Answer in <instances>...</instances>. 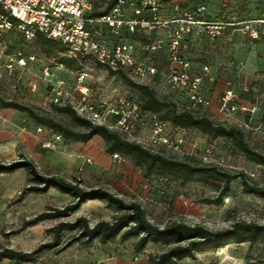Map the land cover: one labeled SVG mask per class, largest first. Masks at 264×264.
<instances>
[{"label":"rangeland","instance_id":"1","mask_svg":"<svg viewBox=\"0 0 264 264\" xmlns=\"http://www.w3.org/2000/svg\"><path fill=\"white\" fill-rule=\"evenodd\" d=\"M200 2L206 4L210 17H217L222 13L236 17L234 19L264 15V0H189V2L182 3L186 5L183 7H192ZM106 37L113 39L110 34ZM212 40L208 36L203 38L202 45L205 52L211 49ZM2 42L5 48L2 53L0 52V57L8 59L9 55H18V53L26 58L34 55L35 59L30 62L35 64L33 68L28 66L27 69H21L13 77L9 72V74H2L0 99L30 105L40 113H48L54 119L79 129L80 127L76 126L69 117L54 109V105L67 104H55L51 101V87L42 77L41 68L43 65L55 68L57 71L55 73L64 80V87L73 94V98L78 95L77 75L83 72L85 76L80 85L88 87L90 100L98 109H102L105 122L101 125L118 132L128 140L137 142L147 140L146 125L134 123L130 135L121 133L116 127L115 120L118 114L112 111H118L122 105L125 113L132 112V103L137 104L140 110L138 90L127 83L116 71L110 72L89 56H85L84 61L81 62V69L75 71L59 62L58 59L62 54L57 52L55 47L51 48L48 44L40 43L36 37L26 38L16 29L5 30ZM228 51L226 47H223V50L219 52L220 63L216 65V73L220 81L229 80L240 99L256 106L254 113H257L254 117H252L254 113L243 112H239L235 117L220 114L217 116L211 109L186 103L178 91L168 90L170 86L165 84L161 78L156 81L151 80L150 85L161 96L173 97L180 104H188L196 111L205 112L226 126L241 128L248 145L264 153V69H257L251 78H243L240 74L242 64L235 59L233 54L235 50H231L230 53ZM208 55L210 54L207 53L210 60L211 57ZM215 58L214 55L213 61ZM212 65V61L208 63L210 72ZM32 82L38 84L35 91L29 90ZM213 82L215 80L208 81L205 86ZM121 101L124 103L121 104ZM29 121L30 126L37 127L36 132H43V138H40L38 144L40 147L43 145V149L69 157V160L58 159V163L49 168L50 161L44 157L45 153H42L38 163L31 159L39 171L59 173L71 181H78L85 189L102 187L122 198L126 203L138 202L145 210L147 218L159 226L172 221H183L187 224H201L209 229L217 230L227 228L237 220L264 223V197L243 192L239 177L230 182L228 191L218 203L207 202L205 199L217 197L216 187L195 179L182 182L181 179L167 174L152 173L144 176L143 169L135 165L129 157L123 155V160L118 161L113 158L112 154L107 153L105 142L99 135L93 136L86 142L76 141L66 139L48 127L37 125L31 119ZM245 122L248 123L247 126L244 125ZM38 127L41 129L39 130ZM167 131L174 137L182 136L184 143L177 152L170 149H158L164 155L194 164H214L230 173L243 171L250 182L264 185V165L249 161L229 139L211 137L196 129H181L170 124ZM47 142H50L49 146L46 145ZM205 146L210 147V153L207 156L209 160L203 157ZM86 158H90L91 162L85 161ZM0 161L7 162L3 159ZM27 183L26 177L22 184L16 186L11 174L0 175V248L31 250L37 244L53 238L48 228L58 221H72L84 215L92 225L98 220L110 221L119 213L114 205L104 200H89L82 203L69 216L60 219H46L21 229L19 232H14L19 229L24 219L47 208H59L74 201V198L55 188H50L44 193L30 192L25 194L20 201H14ZM75 234L76 232H64L61 245ZM136 240V237L123 240L120 236L106 243H102L99 239H94L89 243L79 240L60 251L45 250L35 262L22 264H152V258L167 248V245L162 243H148L142 250L136 251ZM0 264H11V262L3 259ZM177 264H264V240L259 239L251 245L249 242H231L219 248L199 252L194 259H185Z\"/></svg>","mask_w":264,"mask_h":264},{"label":"trees","instance_id":"2","mask_svg":"<svg viewBox=\"0 0 264 264\" xmlns=\"http://www.w3.org/2000/svg\"><path fill=\"white\" fill-rule=\"evenodd\" d=\"M115 1L96 0L97 7L91 15L106 13ZM164 1L167 0H160L162 5ZM124 34L140 43L150 42L162 35L159 30L146 33L142 29H135L133 33ZM34 37L42 44H48L51 48L55 47L57 52L62 54L58 59L59 62L75 71L81 69V62L84 61L85 56L93 58L90 54L81 51L69 54L68 47L59 39L49 38L40 33ZM186 42L187 45L190 43L189 37L186 38ZM95 62L99 64L96 60ZM110 72L114 71L110 70ZM116 72L138 90L140 111L154 113L159 119L173 127L192 128L211 137L229 139L233 146L242 152L249 161L264 165V153L248 145L241 128L226 126L207 113L191 108V106H188V104H191L185 99L188 104L182 105L173 97L159 95L151 85L133 82L122 71ZM206 82L208 81L206 80ZM0 106L25 112L37 125L48 127L66 139L86 142L93 136L99 135L105 142L107 153H120L129 157L135 165L143 169L144 176H149L152 173L167 174L181 179L182 182L195 179L206 185L216 187L218 189L217 197L205 199L207 202L218 203L228 191L230 182L237 177L240 178L243 192L264 197V185L250 182L243 171L230 173L214 164H194L183 159L164 155L159 150L154 151L143 147L139 142L128 140L105 125L95 124L81 117L70 105H54V109L69 117L76 126L80 127L79 129L72 128L62 121L54 119L48 113H40L32 106L14 100L0 99ZM18 168L26 170L28 183L22 187L14 201H20L27 193H44L50 188H55L61 193L71 196L74 201L59 208H47V210L24 219L19 229L14 232H19L21 229L46 219H60L69 216L82 203L89 200H104L108 204L114 205L119 213L110 221L98 220L92 225L84 215L78 216L72 221H58L48 228V231L53 235L50 241L41 242L31 250L1 247L0 261L8 259L11 264L32 263L45 250L56 249V251H60L79 240H82L83 243H89L94 239H99L102 243H106L116 236H120L123 240L136 237V251L142 250L148 243L165 244L167 248L152 258V264H177V262L185 259H194L199 252L219 248L231 242H249L251 245L259 239L264 240V223L253 221L237 220L229 227L217 230L209 229L201 224H187L183 221H172L159 226L147 218L140 203L135 201L126 203L122 198L102 187L85 189L80 186L78 181H71L61 174L42 173L32 160L24 156L10 162L0 161V174L12 172ZM64 232H76V234L61 245Z\"/></svg>","mask_w":264,"mask_h":264},{"label":"built area","instance_id":"3","mask_svg":"<svg viewBox=\"0 0 264 264\" xmlns=\"http://www.w3.org/2000/svg\"><path fill=\"white\" fill-rule=\"evenodd\" d=\"M96 7V0H0V52L5 48L2 42L5 30L16 29L26 38L40 33L62 41L69 54L77 51L90 54L101 66L111 71H123L136 83L150 85L152 77L161 74L164 83L178 91L191 105L206 109L214 107L218 114L226 117H232L237 112L252 114L256 110L255 105L240 102L233 87H227L217 103L204 94L202 88L205 81H213L214 77L209 73L207 63L197 71L192 70L185 55L188 47L186 38L203 33L213 39L221 35L226 27H235L249 38L258 39L264 36V15L228 19L222 14L220 19L210 18L203 2L192 7L172 2L168 10L160 0H116L106 13L91 15ZM135 29L146 33L162 30V35L141 43L138 50L136 42L124 34L133 33ZM107 33L113 39L106 37ZM159 50L165 52L168 63L161 73L152 62V54ZM34 59V55L27 58L20 53L9 55L5 67L12 73L15 65L23 67L27 60ZM41 71L51 87L53 103L70 105L77 114L95 124L105 122L102 109L90 100L88 87L80 85L85 73L77 75L78 95L73 98V94L65 89L64 80L52 67L43 65ZM36 87L35 82L30 84L31 90ZM131 106L132 112L125 113L122 105L118 111H112L118 114L115 123L121 133L130 135L134 123H140L148 128L147 140L138 141L143 147L154 151L161 148L180 150L184 139L167 131L169 123L154 113L140 111L137 104L132 103ZM46 145L49 146L50 142ZM209 153L210 147L205 146V160H209ZM112 156L118 161L123 160L120 153H113ZM85 161L91 162V159L86 158Z\"/></svg>","mask_w":264,"mask_h":264},{"label":"crops","instance_id":"4","mask_svg":"<svg viewBox=\"0 0 264 264\" xmlns=\"http://www.w3.org/2000/svg\"><path fill=\"white\" fill-rule=\"evenodd\" d=\"M172 2H179L182 6H186L185 3L182 2H189V0H167L163 3L164 8L168 9V6L172 4ZM222 14L228 19L233 18L230 14ZM221 15H217V17H210L209 14L208 16L210 18L220 19ZM159 33H162V30H159ZM206 37L207 36L203 33L190 35V43L188 44L185 55L190 61L192 70L195 71L199 70L203 64H210L211 61L213 62L212 67H210L211 72L209 71V73L213 75L215 82L207 85V87H203L202 91L206 96L211 98L214 103H217L223 91L232 85L229 80L220 81L218 74L216 73V65L217 63H220L219 52L223 50V47H226L229 50V53L235 50V53H233L234 57L242 64V70L240 72L241 76H243V78H251L252 74L257 69H264V36H261L258 39H251L247 35L243 34L238 28L226 27L221 35L213 38L210 45L211 49H207L208 51L205 52L202 41L203 38ZM135 42L139 50L141 43L137 41ZM207 53L210 54L208 55L211 57L210 60L207 57ZM214 55L216 58L213 61ZM6 62V58L0 57V77L2 74L8 73L5 67ZM152 62L160 70V73L168 66L166 54L162 50L156 51L152 54ZM34 64V62L27 61V64L24 67L15 65V68L10 75L13 77L21 69H27L28 66L33 68ZM52 70L57 72L55 68H52ZM159 78L163 79L161 74L152 77V81H156ZM29 90H31L30 87ZM168 90L175 89L170 87ZM239 101L250 104L240 99V97ZM211 110H213L217 116L219 115L215 111L214 107H212ZM238 113L239 112L232 117L237 116ZM256 113H254L252 117L256 116ZM29 120L30 117L25 112L10 107H0V159L10 162L17 160L19 159V156L24 155L26 158L29 157L30 160L32 159L35 163H38L42 153H45L44 157L50 161L49 168L52 167V165H56L58 163V159L69 160V157H63L58 153H53L52 151L43 149V145L40 147L38 144L40 142V138H43V132H36L35 129H37V127L30 126L31 124ZM38 129L40 130L41 128L38 127ZM47 170L48 169H46V171ZM2 174H11L16 186L22 184L27 177V172L24 168H18L12 172H4L0 175Z\"/></svg>","mask_w":264,"mask_h":264}]
</instances>
